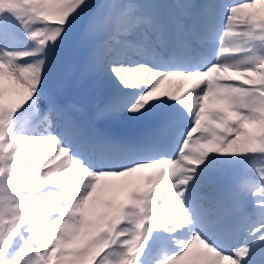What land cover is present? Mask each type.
I'll return each mask as SVG.
<instances>
[{
    "label": "snow or ice",
    "instance_id": "obj_1",
    "mask_svg": "<svg viewBox=\"0 0 264 264\" xmlns=\"http://www.w3.org/2000/svg\"><path fill=\"white\" fill-rule=\"evenodd\" d=\"M258 4L0 0V264H264Z\"/></svg>",
    "mask_w": 264,
    "mask_h": 264
},
{
    "label": "rangeland",
    "instance_id": "obj_2",
    "mask_svg": "<svg viewBox=\"0 0 264 264\" xmlns=\"http://www.w3.org/2000/svg\"><path fill=\"white\" fill-rule=\"evenodd\" d=\"M198 3L199 2H201V0H196ZM159 2H170V0H159ZM251 11H256V12H259V13H264V4H258L257 6H256V9H254V10H251ZM6 80H7V78H6ZM7 83V82H6ZM168 85L166 84V85H162L161 86V89H163V88H165V87H167ZM157 171V169H155V168H146V169H142L139 173H137V174H134L137 178H139L140 179V182L141 183H143V176H144V174H146L147 176L148 175H150V174H152V173H154V172H156ZM110 180H111V178H109ZM161 183H163V181H161ZM116 199L117 200H123V199H126V194L125 193H120V194H118L117 196H116ZM103 209H102V207H98L97 208V211H102ZM222 264H228V262L227 261H223L222 262Z\"/></svg>",
    "mask_w": 264,
    "mask_h": 264
},
{
    "label": "trees",
    "instance_id": "obj_3",
    "mask_svg": "<svg viewBox=\"0 0 264 264\" xmlns=\"http://www.w3.org/2000/svg\"><path fill=\"white\" fill-rule=\"evenodd\" d=\"M88 2L90 3V5H91V3H93L95 5H98V4L102 3V2H104V0H98V1H96V0H88ZM85 18L86 17L82 18L81 21H83Z\"/></svg>",
    "mask_w": 264,
    "mask_h": 264
}]
</instances>
